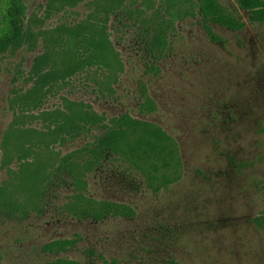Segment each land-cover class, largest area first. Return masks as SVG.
Returning a JSON list of instances; mask_svg holds the SVG:
<instances>
[{
    "label": "rangeland",
    "instance_id": "1",
    "mask_svg": "<svg viewBox=\"0 0 264 264\" xmlns=\"http://www.w3.org/2000/svg\"><path fill=\"white\" fill-rule=\"evenodd\" d=\"M106 1L25 0V36L0 56V264H264V24L238 0H217L246 23L238 31L206 21L197 0H125L107 20L106 68L69 34L101 22ZM153 16L174 22L162 53L151 48ZM147 95L155 111H142ZM72 105L106 120L61 142L54 113ZM126 114L175 140L181 166L168 186L155 190L119 155H91ZM65 159L77 179L58 171ZM89 200L135 215L75 214ZM57 240L74 243L45 249Z\"/></svg>",
    "mask_w": 264,
    "mask_h": 264
},
{
    "label": "trees",
    "instance_id": "2",
    "mask_svg": "<svg viewBox=\"0 0 264 264\" xmlns=\"http://www.w3.org/2000/svg\"><path fill=\"white\" fill-rule=\"evenodd\" d=\"M172 1L165 0V3L171 6ZM238 1L242 8L251 11L253 23L264 24V0ZM124 3L125 0H107L102 5L105 18L101 22L93 19L90 22L80 23L69 31L70 36L74 37L75 40L79 38L76 42H80L81 49L86 51L84 54L86 62L92 64L93 61L102 60L105 62L103 63L104 67L111 68L113 66V63L106 59L107 54L111 53L107 20L113 12L121 9ZM195 5L198 12L208 22H214L237 31L246 27L244 21L229 13L217 0H197ZM4 8L0 13V56L16 46L26 33L25 0H4ZM191 8L194 7L191 6ZM184 14L187 15L188 13L185 12ZM169 15H173V13L169 12ZM151 20L152 22L154 20V23H151V48L162 53L168 45V34L173 28L174 22L172 18L165 19L160 16H153ZM208 29L212 32L210 27ZM80 62L83 64L82 62L85 60H82L81 57ZM78 106L67 107V112L63 115L54 113L56 115L52 122L54 125L52 133L55 138H60L61 142L66 141V136H75L77 130L82 126L101 124L106 120L104 115ZM156 108L155 101L150 96H145L141 105L142 111L152 112ZM111 121L112 125H106L105 133L98 137L95 147L90 150L94 159L100 160L108 152L119 155L121 159L128 161L147 175L155 190L168 186L178 178L175 172L181 166L178 146L166 131L154 123L133 118L128 114L113 118ZM58 171H63L71 178L77 179L79 166L76 162L65 159ZM77 206H75V214L96 220L112 215L127 217L135 215L132 207L111 201H80ZM255 224L264 230V215L257 217ZM73 243V240L52 241L45 245V249L51 252L64 250ZM49 264L79 263L69 259H57ZM170 264L182 263L173 261Z\"/></svg>",
    "mask_w": 264,
    "mask_h": 264
}]
</instances>
